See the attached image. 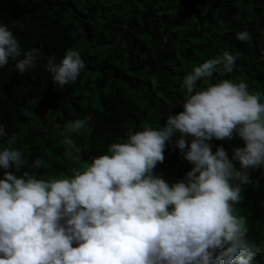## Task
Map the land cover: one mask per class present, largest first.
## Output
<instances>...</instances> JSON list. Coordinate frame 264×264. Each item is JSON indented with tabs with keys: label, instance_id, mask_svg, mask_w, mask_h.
<instances>
[{
	"label": "clouds",
	"instance_id": "obj_1",
	"mask_svg": "<svg viewBox=\"0 0 264 264\" xmlns=\"http://www.w3.org/2000/svg\"><path fill=\"white\" fill-rule=\"evenodd\" d=\"M236 35L250 38L246 29ZM41 55L22 49L0 23V68L14 60L23 74ZM236 60L226 50L193 65L183 77L181 111L158 127L129 130L71 176L38 178L22 169L45 167L44 160L28 164L14 137L0 146V264H252L261 248L237 205L259 184L251 170L264 169V92L224 77ZM84 68L72 48L45 64L55 87L74 83ZM87 125L79 118L64 125L66 155L76 147L72 134ZM234 137L242 146L231 154L223 145L213 151V139ZM168 144L192 165L175 181L154 171Z\"/></svg>",
	"mask_w": 264,
	"mask_h": 264
},
{
	"label": "trees",
	"instance_id": "obj_2",
	"mask_svg": "<svg viewBox=\"0 0 264 264\" xmlns=\"http://www.w3.org/2000/svg\"><path fill=\"white\" fill-rule=\"evenodd\" d=\"M0 23L9 25L22 49L42 52L26 73L15 70L14 60L0 68V123L8 133L0 146L14 137L12 146L23 150L28 164L44 160L45 167L22 169L38 178L71 176L129 130L163 125L182 110L184 75L226 50L237 60L224 77L246 79L250 90L264 92V0H0ZM245 29L250 38L241 41L236 34ZM69 48L81 52L85 68L74 83L55 87L45 64L50 57L58 63ZM78 118L88 125L72 134L76 147L66 155L64 125ZM211 143L213 151L223 145L229 154L242 146L238 137ZM191 167L168 144L154 171L175 181ZM261 173L251 170L259 184L248 186L237 205L249 238L261 248L252 264H264Z\"/></svg>",
	"mask_w": 264,
	"mask_h": 264
},
{
	"label": "rangeland",
	"instance_id": "obj_3",
	"mask_svg": "<svg viewBox=\"0 0 264 264\" xmlns=\"http://www.w3.org/2000/svg\"><path fill=\"white\" fill-rule=\"evenodd\" d=\"M37 110H38V111H42L41 108H38ZM43 113H44V112L42 111V112H40L39 114H43ZM53 130H55V129H53ZM53 130H52V131H53Z\"/></svg>",
	"mask_w": 264,
	"mask_h": 264
}]
</instances>
